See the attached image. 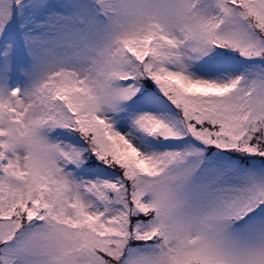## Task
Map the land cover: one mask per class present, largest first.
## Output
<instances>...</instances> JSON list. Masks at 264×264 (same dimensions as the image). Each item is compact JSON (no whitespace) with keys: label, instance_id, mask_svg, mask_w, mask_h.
<instances>
[{"label":"snow or ice","instance_id":"6c2138e0","mask_svg":"<svg viewBox=\"0 0 264 264\" xmlns=\"http://www.w3.org/2000/svg\"><path fill=\"white\" fill-rule=\"evenodd\" d=\"M0 264H264V0H0Z\"/></svg>","mask_w":264,"mask_h":264}]
</instances>
